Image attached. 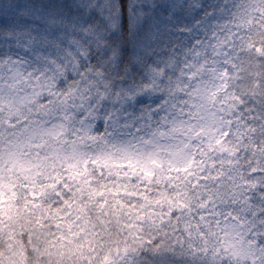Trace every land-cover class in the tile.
<instances>
[{"label":"clouds","instance_id":"obj_1","mask_svg":"<svg viewBox=\"0 0 264 264\" xmlns=\"http://www.w3.org/2000/svg\"><path fill=\"white\" fill-rule=\"evenodd\" d=\"M0 264H264V0H0Z\"/></svg>","mask_w":264,"mask_h":264}]
</instances>
